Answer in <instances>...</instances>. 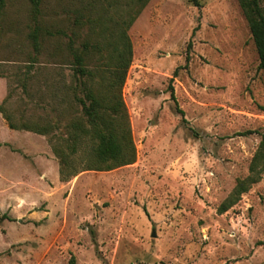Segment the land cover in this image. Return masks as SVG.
Returning a JSON list of instances; mask_svg holds the SVG:
<instances>
[{
    "label": "rangeland",
    "instance_id": "obj_1",
    "mask_svg": "<svg viewBox=\"0 0 264 264\" xmlns=\"http://www.w3.org/2000/svg\"><path fill=\"white\" fill-rule=\"evenodd\" d=\"M137 8L39 0L36 14L29 0H0V107L50 130H11L0 113V264H264V162L236 195L264 134V71L238 0L146 1L126 29L135 161L82 171L93 152L69 123L86 126L84 87L103 92L108 43ZM85 43L100 53L79 77L73 53ZM53 146L75 177L60 180Z\"/></svg>",
    "mask_w": 264,
    "mask_h": 264
},
{
    "label": "trees",
    "instance_id": "obj_2",
    "mask_svg": "<svg viewBox=\"0 0 264 264\" xmlns=\"http://www.w3.org/2000/svg\"><path fill=\"white\" fill-rule=\"evenodd\" d=\"M33 12H39V0H29ZM147 0H134V5L138 8L134 13H130L128 19H122L119 27L122 30L118 33L117 41L108 43L110 50V80L104 87L103 92L95 91L90 87H84L85 98L88 103L82 101V113L86 120V126L81 121H71L68 128L71 132V139L75 143L87 142L93 152V162L88 164L82 171H111L113 169L130 165L134 163L136 151L131 137V130L126 108L122 99V88L125 83L127 69L131 62V45L126 35V29L134 22L135 18L144 7ZM197 6L198 0H192ZM242 12L247 20L248 27L258 54L259 69L264 71V9L259 6L258 0H238ZM31 38L35 49L38 48V29L34 30ZM99 46H93L85 43L82 50L75 52L76 74L79 77L89 75L86 69V59L94 50L100 53ZM85 84V83H84ZM171 99L176 103L173 88L169 86ZM177 105V104H176ZM177 112L183 116L176 106ZM0 113L11 130L28 131L40 136H48L49 126L41 125L40 122L15 124L11 116L4 113L0 107ZM245 135L252 134L251 131L245 132ZM68 148H73L72 145ZM73 148L72 150H74ZM53 153L60 160V180L75 177L78 174L76 166L70 164L66 155L59 148L53 146ZM264 162V134L261 135V142L256 154L253 157L249 176L243 182H240L236 188V195L239 196L246 192L248 186L259 180L260 171L256 168ZM264 172V165L263 170ZM231 201L230 204H232ZM227 204L222 206V211L226 210ZM69 264H75L74 257H71Z\"/></svg>",
    "mask_w": 264,
    "mask_h": 264
},
{
    "label": "crops",
    "instance_id": "obj_3",
    "mask_svg": "<svg viewBox=\"0 0 264 264\" xmlns=\"http://www.w3.org/2000/svg\"><path fill=\"white\" fill-rule=\"evenodd\" d=\"M15 131H17V130H15ZM20 131V130H19ZM22 131V130H21ZM28 132V131H27Z\"/></svg>",
    "mask_w": 264,
    "mask_h": 264
},
{
    "label": "water",
    "instance_id": "obj_4",
    "mask_svg": "<svg viewBox=\"0 0 264 264\" xmlns=\"http://www.w3.org/2000/svg\"><path fill=\"white\" fill-rule=\"evenodd\" d=\"M155 236V234H153V237Z\"/></svg>",
    "mask_w": 264,
    "mask_h": 264
}]
</instances>
